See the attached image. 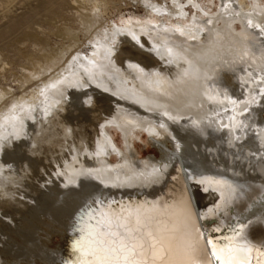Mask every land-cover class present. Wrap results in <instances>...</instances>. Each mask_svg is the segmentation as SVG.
<instances>
[{"label": "rangeland", "instance_id": "1", "mask_svg": "<svg viewBox=\"0 0 264 264\" xmlns=\"http://www.w3.org/2000/svg\"><path fill=\"white\" fill-rule=\"evenodd\" d=\"M239 1H243L242 5ZM242 1L0 0V220L4 225L11 223L16 216L25 215L35 199L28 187L21 160L17 155L11 160L8 158L16 147L42 156L51 166L52 170L44 176L41 187H52L55 191H67L73 187L84 190L87 188L84 176L79 178L75 187L66 183L64 175L54 173L60 161L67 159L72 163L78 154L85 156L103 149L105 168L108 169L117 163V151L128 145L139 160L159 157L158 144L147 133L150 127L135 126L126 138L122 130L124 124L108 121L116 110L132 116L138 110L144 114L143 119L159 120L152 113L155 110L151 111L146 105L142 108L143 105L129 98L131 95L128 99L122 95V91L127 95L131 92L136 99L140 95L145 99L152 94L160 99L157 101L188 100L194 93L197 96V89L195 92L185 90L194 83L197 86L201 83L202 91L210 86L214 91L218 87L217 72L220 69L230 72L238 84H243L245 78L259 80L253 92L264 86V63L256 64L261 57L253 59L251 55L242 54L247 42L253 41L262 49L259 53L264 51V18L261 19L264 0ZM229 2L227 11L228 6L225 5ZM247 19H252L254 25H250ZM200 24H204L207 31L204 32ZM244 24L249 35L246 40L242 35ZM148 28L154 31H148ZM189 31L190 35L197 34L201 38L179 41L178 35L185 36ZM46 54L53 58V63L44 61ZM125 55L133 59L127 58L126 63ZM144 59L151 61L156 66L155 70L146 71ZM156 69L167 73L172 83L155 81ZM86 94H92L88 97L96 104L92 113L93 116L97 114L95 122H91L92 116L82 109L85 103L82 98ZM237 99L238 103H244L248 98L244 94ZM210 103L207 101L206 106H201L199 113H211ZM165 104L173 106L172 102ZM250 109L245 108L236 118L242 125L239 130L250 129L242 141L231 145L230 133L222 134L221 154L227 162L230 159L235 163L246 162L249 151L239 150L245 140L252 138L259 145L261 143L257 126L250 118ZM45 112L48 114L44 118ZM103 112L107 116L105 119L101 117ZM218 119L220 117L212 123L215 125ZM187 121V117H180L178 121L168 123L174 129L185 126ZM100 122L105 123L103 127L99 126ZM125 122L131 127L134 125L132 120ZM101 128L109 143L96 148L97 133ZM126 139L129 143L125 146ZM109 144L116 152L108 150ZM253 152L264 162L262 147ZM244 165L248 166L247 163ZM191 183L195 191H200L198 184ZM200 192L203 195L208 193L204 189ZM195 201L202 207L204 201L201 196H197ZM260 213L264 216V208ZM210 226H216V222ZM0 240L1 247V235ZM60 242V237L54 236L50 250ZM16 247V254L22 256L24 246ZM50 255L48 253L46 258Z\"/></svg>", "mask_w": 264, "mask_h": 264}, {"label": "bare ground", "instance_id": "2", "mask_svg": "<svg viewBox=\"0 0 264 264\" xmlns=\"http://www.w3.org/2000/svg\"><path fill=\"white\" fill-rule=\"evenodd\" d=\"M242 2L239 1V4L242 5ZM230 4L229 2L225 5L228 6L227 11ZM244 6H240V8ZM263 18L264 16L261 19ZM247 22L250 25H254L255 23L252 19H247ZM200 27L204 32L208 29L204 24ZM245 27L247 26L244 24L242 35L245 36L246 40L249 35ZM148 29V31L153 30L151 28ZM189 33L191 32L189 31L185 36L183 34H181L182 36L178 35L179 41L180 39L191 41L197 37L198 39L201 38L197 34L190 35ZM257 44L254 41L247 42L242 54L245 56L251 55L253 59L261 57L260 61H256V64L259 65L262 62L264 63L262 60V58L264 59V51L262 54L261 52L259 53L262 49ZM127 56L124 57L126 63L128 59H131ZM43 59L47 64L53 63V58L50 55H44ZM143 61V67L146 71L152 72V70H155L153 68L156 66L151 61L147 59ZM131 63L135 64L136 62ZM217 73L215 74L219 75L218 87L214 91L210 85V90L207 87V89L205 88L209 92L211 91L210 93L212 94L215 92V95L210 94L206 90L202 91L203 88L200 86L203 85L201 83H198V86L195 83L193 85L189 84L190 87H186V89L181 87L186 92H195L197 89V96L194 93L195 97L193 100H191L193 95H190L191 97L188 100L163 101L162 99V101H157L160 99H157L152 94L147 95L145 99H141V95L139 99H136L131 92L127 95L125 91H122V95L126 98L131 95L129 98L143 105V107L140 105L142 108L146 105L149 109L151 108V111L155 110L152 113L156 114V118L159 120L157 121L155 118L153 121L143 119L142 115L144 116V114L138 110L134 116L116 110L114 113L112 112L113 115L108 121L124 124L122 130L126 138L130 129L135 126L150 127L147 133L150 139L158 144L159 157H150L145 160L137 159L135 151L129 145L126 146L129 143V140L127 141L126 139L125 149L117 151V163L111 165L108 169L105 168L106 161L103 158L105 153H103L104 151L101 148L102 152L95 150L93 154L88 153L85 156L84 154H78L76 160L72 163L67 161V159L60 161V165L54 173L64 175L66 183L75 187L78 186L79 178L84 176L86 181L84 185L87 187L84 190H76L73 187L67 191H55L52 187H41L40 184L44 176L52 170L51 166L45 162L42 156L16 147L11 156L10 154L8 155V158L11 160L12 157L17 155L16 157L21 160L22 167L27 174L28 187L34 193L35 199L34 204L27 208L25 215L16 216L7 225H4L0 220V235L2 236L0 264H39V262H42L41 264H83V253L76 247V241L81 236L80 229L85 224L95 225L101 212L112 211L118 213L123 209L138 206L151 207L155 205L161 208L182 209L185 213L184 220L187 224V229L181 243L184 247L191 245L192 248L196 249L192 255V259L196 261V264H217L207 248L206 240L208 237L219 239L239 233L242 239L248 240L256 248L264 246V216L260 213V209L264 208V162H261L259 156H254L253 152L261 149V147L264 149V86L260 87L257 92H253L255 84L259 80L245 78L243 79V84H238L230 72H223L220 69ZM153 78L155 81L159 79L166 84L172 83L168 80L167 73L164 74L161 72V69H156ZM198 87L201 89L199 90ZM107 89H109V86H107ZM244 94L248 98L247 101L238 103L237 96ZM90 95L92 96V94L83 95L82 100L85 103L82 109L85 113L92 116L90 117L91 122H95L97 114L93 116L92 113L96 104L92 102L91 97H88ZM207 101L211 102V113L202 115L201 112L199 113V108L206 106ZM165 102H172L173 106L170 107ZM231 104L233 105L231 106ZM245 108L252 109H250V118L257 126L256 130L260 134L261 143L259 145L252 138L248 141L245 140L239 146V150L249 151L245 159L246 162H231V157L229 158L230 161L227 162L221 154L223 147L222 134L230 133L231 145L236 141H242L244 136L249 134L247 131L250 129L246 131L243 129L239 130V127L241 128L242 125L236 121V118L240 116ZM47 114L48 112H45L43 117L45 118ZM105 114L104 112L101 114L102 119H105ZM145 117L148 116L145 115ZM180 117L188 118L185 126L171 128L168 122L173 120L178 121ZM216 117H220V119L216 120L217 122L214 125L212 122L215 121ZM126 120H132L133 127H131L130 123L127 124ZM104 124L101 123L99 126L103 127ZM97 134L96 148L100 147V145L103 146L104 143H109L104 129L102 130L101 128ZM228 143L230 144V142ZM167 144L170 146H167ZM105 146L107 147L106 144ZM109 148L108 150L111 153L116 152V150L113 151L115 149L113 146L110 145ZM101 156L102 158H100ZM71 158L69 159L70 161ZM245 163L248 164L247 167H245ZM86 167L91 168V170H86ZM203 174L227 181L228 184L233 186V194L224 199L218 192L212 190H207L208 193L206 195H203L200 191H195L196 188L194 189L191 181L201 179L204 176ZM171 175L173 176L172 179L169 178ZM139 193H144L145 197L135 199L134 196H138ZM126 195H130L132 198L130 200L124 199V201H118L117 206L104 203L103 206H98L94 209L93 212L95 214L91 211L81 213L83 218L78 222V232L73 231L75 228L72 229L71 225L75 223L74 218L80 208L93 202V200L106 196L121 197ZM197 196L203 198L204 203L202 207L198 206L195 201ZM207 204L210 208L211 206L216 208H214L215 211L211 214V218L216 219V221L210 219L208 222L211 225V220H214L213 222H216V226L214 227L204 226L206 223H203L202 226L203 220L198 218V214H200L199 210ZM229 205L233 209L234 216L237 217L229 216ZM219 210L222 211V215L224 216L213 217ZM246 215L250 216L246 218L249 221L246 224L247 226L242 228L241 225L245 223ZM231 218L233 222L226 225V222ZM217 227H220L221 231H213ZM73 234L76 237L72 236ZM70 235L71 240L69 241V246H67L68 250L62 252V244L65 243L64 238H68ZM54 236L60 237L61 242L50 250L51 239ZM16 246H24L22 256L16 254L18 252L15 251ZM48 253L52 255L46 258ZM252 264H258V253L256 252L253 253Z\"/></svg>", "mask_w": 264, "mask_h": 264}, {"label": "snow or ice", "instance_id": "3", "mask_svg": "<svg viewBox=\"0 0 264 264\" xmlns=\"http://www.w3.org/2000/svg\"><path fill=\"white\" fill-rule=\"evenodd\" d=\"M199 183L224 199L234 192L227 181L213 176L204 175ZM184 216L182 209L155 205L101 212L95 225L80 229L76 247L83 253V264H196L192 259L196 249L181 243L187 229ZM206 245L217 264H252L254 252L258 264H264V246L256 248L239 233L208 237Z\"/></svg>", "mask_w": 264, "mask_h": 264}, {"label": "water", "instance_id": "4", "mask_svg": "<svg viewBox=\"0 0 264 264\" xmlns=\"http://www.w3.org/2000/svg\"><path fill=\"white\" fill-rule=\"evenodd\" d=\"M82 208H83V207H82ZM82 208H80V209L78 210L79 214L81 213L80 211H81ZM75 217H76V216H75ZM73 231H74V230H73ZM64 240H65V243H68V239H67V237H65ZM62 248H63V249H62V252L68 250L67 245H65V244H62Z\"/></svg>", "mask_w": 264, "mask_h": 264}]
</instances>
